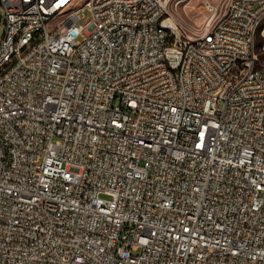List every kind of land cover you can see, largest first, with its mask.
<instances>
[{
    "label": "built area",
    "instance_id": "obj_1",
    "mask_svg": "<svg viewBox=\"0 0 264 264\" xmlns=\"http://www.w3.org/2000/svg\"><path fill=\"white\" fill-rule=\"evenodd\" d=\"M0 7V264H264V0Z\"/></svg>",
    "mask_w": 264,
    "mask_h": 264
},
{
    "label": "rangeland",
    "instance_id": "obj_2",
    "mask_svg": "<svg viewBox=\"0 0 264 264\" xmlns=\"http://www.w3.org/2000/svg\"><path fill=\"white\" fill-rule=\"evenodd\" d=\"M228 0H168V15L175 19L181 30L188 36H199L203 31L206 22L211 16L208 6L214 5L219 8V13L224 8ZM0 16H3L0 7ZM91 14L89 11L84 13L79 24L85 23ZM4 22L0 26V42L4 36ZM256 52L259 61L264 63V19L262 20L256 36Z\"/></svg>",
    "mask_w": 264,
    "mask_h": 264
},
{
    "label": "bare ground",
    "instance_id": "obj_3",
    "mask_svg": "<svg viewBox=\"0 0 264 264\" xmlns=\"http://www.w3.org/2000/svg\"><path fill=\"white\" fill-rule=\"evenodd\" d=\"M170 22H171L173 27L178 28L180 30V27H179V25L175 19L171 18Z\"/></svg>",
    "mask_w": 264,
    "mask_h": 264
}]
</instances>
